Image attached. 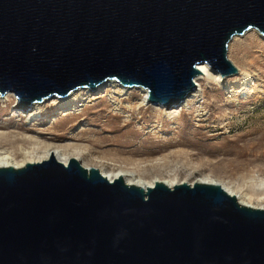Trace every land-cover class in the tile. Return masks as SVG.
I'll list each match as a JSON object with an SVG mask.
<instances>
[{
    "label": "water",
    "instance_id": "water-1",
    "mask_svg": "<svg viewBox=\"0 0 264 264\" xmlns=\"http://www.w3.org/2000/svg\"><path fill=\"white\" fill-rule=\"evenodd\" d=\"M264 0H0V96L16 109L114 82L179 109L197 67L237 74ZM0 264H264V209L216 184H127L53 158L0 167Z\"/></svg>",
    "mask_w": 264,
    "mask_h": 264
},
{
    "label": "rangeland",
    "instance_id": "rangeland-1",
    "mask_svg": "<svg viewBox=\"0 0 264 264\" xmlns=\"http://www.w3.org/2000/svg\"><path fill=\"white\" fill-rule=\"evenodd\" d=\"M227 57L237 74L222 79L209 70L177 110L146 105L140 91L111 83L47 101L32 118L15 115L10 97L0 103V131L78 149L80 161L100 172L127 167L145 181L188 184L208 176L254 193L250 202L241 200L264 209V189H256L264 180V36L253 30L234 37ZM10 140L0 148L9 149Z\"/></svg>",
    "mask_w": 264,
    "mask_h": 264
},
{
    "label": "bare ground",
    "instance_id": "bare-ground-1",
    "mask_svg": "<svg viewBox=\"0 0 264 264\" xmlns=\"http://www.w3.org/2000/svg\"><path fill=\"white\" fill-rule=\"evenodd\" d=\"M251 31H253V30H247L246 32H251ZM235 37H237V36H235ZM197 69L199 70V73H201V74L197 75L194 78L195 86L197 84V81L204 76H208L209 70H211L209 67H207L204 64L199 65L197 67ZM111 83H114V82H107L104 85H99L97 87V89H99L103 86H107L108 84H111ZM119 87L121 89H125V88L121 87L120 85H119ZM125 90H127V89H125ZM129 90L140 91L141 94H143V100L142 101H144L146 103V105H150L147 102V92L145 90L137 89V88H132ZM81 91L88 92L87 89H77V90L73 91L72 93H70L69 95H67L66 97H53L50 100H56L58 102L67 101V99H69L71 96H73L76 93H79ZM190 96L191 95H189V97ZM10 97L15 98L14 108L16 109L18 106V103H19L18 99L15 97L14 94H12L10 92L4 94L3 98H1V96H0V103H7L10 100ZM50 100H44L41 103L32 104L31 105V111H30L32 113L28 114V118H32L36 113H38L40 111L39 110L40 105H43L45 102L50 101ZM157 107L160 108V106H157ZM161 108H163V107H161ZM14 113H15V115H19L20 110L16 109L14 111ZM28 131H29V129H28ZM23 134H25V133H23ZM8 138L11 139L10 140V148L9 149L0 148V167L21 168L27 163H38V162L46 161V160L51 158L52 154H53V158L56 161H58L59 163L63 164L64 166H66L69 163L70 158L78 160L79 163L81 162L80 159L82 157V152L78 149H74V148L70 149L68 147L57 146V145H52V144H42L38 141L32 142V139L30 136H23L20 134H7V133H2V131H0V142L3 141L4 139L6 140ZM25 144H28L30 147L26 148ZM15 154H19L21 156V159L16 160ZM81 165L85 168L91 167V165L89 163H86L84 161L81 162ZM101 174L105 178H107L109 181H113V180L121 177L124 180V182L127 184H132V185H136V186H140V187H144V188L152 187L155 182H161L168 187H173L174 185H178V184L183 183V182H175V181H163V180H160L156 177L153 180L145 181L139 174H137V172L134 169L127 168V167H119V168L115 169L114 171L112 170L110 172H101ZM196 182L219 185L229 195L235 196L238 203L255 208L252 204L249 203L250 200L252 198H254L253 196H255V194L252 192L249 194H248V192L245 194H241V193H239V191H237L235 189L232 190L231 189L232 187L230 188V186L228 187L225 184L220 183L216 179H212L211 177H208V176H204L203 178L197 180ZM257 186H258L256 188L257 190L258 189H260V190L264 189V180H260L259 184ZM241 198H245L249 202H244L241 200ZM261 199H264V196Z\"/></svg>",
    "mask_w": 264,
    "mask_h": 264
}]
</instances>
